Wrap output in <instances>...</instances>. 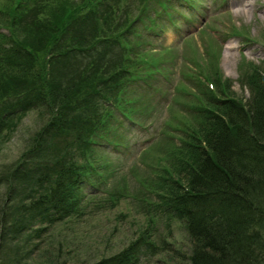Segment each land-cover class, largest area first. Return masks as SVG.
Listing matches in <instances>:
<instances>
[{"label": "trees", "instance_id": "trees-1", "mask_svg": "<svg viewBox=\"0 0 264 264\" xmlns=\"http://www.w3.org/2000/svg\"><path fill=\"white\" fill-rule=\"evenodd\" d=\"M54 1L10 0L7 4L6 0L5 7L0 9V15L9 17L4 23L9 33H0V63L6 62L5 67L0 68V98L5 97L1 103H9L15 97L26 103V107L44 106L49 117L47 125L58 132L76 129L78 133L87 129L82 140L83 148L89 154L85 153L87 161L84 162L81 161L83 150L82 157L77 158L67 149L63 159L57 158L52 163L49 174L46 168L42 171L44 176L41 171L33 172L36 179L33 175L28 180L36 187L18 201L17 210L8 203L2 208L0 239L3 244L21 231L39 238L47 232L44 231L46 226L56 227L58 223L83 218L91 213V209L93 211L102 204L110 207L126 196V188L121 185V188L105 193L101 200L92 198L100 190H108L106 183L114 167L110 160L98 161L92 151L96 145L91 140L97 142L94 136L100 130L97 124L103 121L104 114L100 110L93 114L101 115L98 121L97 116L92 120L84 115L87 102L100 103L98 106L102 107L109 103L119 105L121 85L131 77L126 48L122 46L131 18L126 15L123 22H111L113 10L101 13L106 0H63V11L45 20L43 15L52 13ZM138 2L142 6L139 16L145 10L147 0ZM73 3L76 5L70 15ZM118 3L119 0H107L110 6L115 7ZM78 23L82 28L88 26L90 31L83 33L81 40L67 41L66 35L76 30ZM30 32L31 35L36 32L35 39L19 37ZM64 41L67 42L65 46L68 45L65 51L63 46L57 45ZM40 43V47L46 45L44 48L50 49L48 55L59 50L51 54H58L56 68L59 60H65L67 68L97 54L93 62H101L102 66L97 69L105 73V81H112L110 90L107 88L100 97L90 96L93 87L79 76L66 83L43 79L49 74L51 57L49 61L34 58L33 63L30 62L32 44ZM87 64L78 65L79 75H84ZM105 65L110 71H104ZM262 71L264 73V69ZM205 77L219 85L211 90L201 79L199 86L203 87L193 93L190 112L198 119L195 126L188 125L183 129L184 146L174 150L179 153L178 162L164 169L166 178L160 184H151L154 189L147 192H154L155 197L131 196L139 206L151 207L149 222L154 226L161 217L185 219L194 246L189 256L191 264H264V75L257 71L250 76L248 103L231 96L228 87L217 76L212 74L210 77L207 73ZM10 120L1 119L0 129L9 125ZM27 171V168L24 171L15 168L13 175H3L1 182L9 186L14 180H21L23 176L19 172ZM94 185H97L96 189ZM85 187L95 190L92 196L86 195ZM37 224L41 226L34 227ZM154 247L149 237L140 233L121 250L93 264H133L137 255L146 256L154 251ZM19 261L22 259L17 255L14 263ZM0 264H10V261Z\"/></svg>", "mask_w": 264, "mask_h": 264}, {"label": "rangeland", "instance_id": "rangeland-1", "mask_svg": "<svg viewBox=\"0 0 264 264\" xmlns=\"http://www.w3.org/2000/svg\"><path fill=\"white\" fill-rule=\"evenodd\" d=\"M62 2L63 0H55L51 7V9L54 8L52 13L44 14L43 18L50 20L60 10L63 11ZM151 2L152 0H147L143 14ZM223 2L224 0H190V3L183 1L178 6L183 12L179 14V21H176L177 27L165 21L156 20L157 29L168 28L166 32L158 35L157 38L154 37L153 40L151 37H145L147 32H142L143 37L140 38L138 49L145 52L141 51L138 54L133 44H127L126 48L131 47L138 54L137 57L132 55L135 57L133 59L129 56L128 61L132 70L137 72L135 67L151 68L155 65L152 56L159 57L156 66L161 69L163 78L152 70L149 79L138 77L127 82L122 87L120 103L123 104H119L117 115L122 108L125 111L129 110L132 103L131 118H125L123 115L118 117L110 109L108 119L114 125L116 120L119 121V128L105 126L107 117L97 124L100 128L99 132L102 133L100 138L113 142L102 145L104 151L99 157L95 150L97 147L92 150L98 157V161L107 156L119 167V174L127 173L118 180L112 179L113 182L109 179L110 181L106 183L108 190L99 191L92 198L94 201L101 200L105 197V193L108 194L116 187L122 186L126 188L124 194L126 196L121 197L110 207H103L105 204H102L98 208H93V211L91 209V213L83 218L58 223L56 227L46 226L45 229L43 225L44 231L47 232L39 238H35L34 234L21 231L7 244H3L0 239V262L10 261V264H16L14 262L18 255L22 261L17 264H93L100 258L121 250L130 241L136 239L138 234L143 233L149 237L153 246L155 245L154 251L146 256L137 255L138 258L133 264H191L189 256L194 246L185 220L162 217L154 226L149 222L151 207L139 206L132 196L155 197L154 192L152 194L147 192L154 189L151 184H160L166 178L164 169L178 162L176 157L179 153L174 150L177 146H184L183 129L188 125L195 126L198 119L195 113L192 115L190 112L193 99L190 93L197 92L203 87L199 86L202 78L201 71H205L210 77L212 74L217 76L221 83L228 87V93L243 103H248L251 98L250 76L257 71L264 75L262 71L264 69V0H246L245 6L236 4L235 8L231 7L232 10L216 9ZM5 3L6 0H0V8L5 7ZM75 5L73 3L70 15ZM141 7L138 0H119L115 7L108 5L106 0L101 13L104 10H113L114 15L109 19L113 23H118L126 15L133 18ZM65 12L67 13V10ZM103 15L106 16V14ZM6 21V16L0 15V33L5 30ZM75 28L76 30H71L66 35L67 41L81 40L83 33L88 34L90 31L88 26L82 28L81 23H78ZM22 34L19 35L21 39L33 40L36 32L32 35L30 32L25 37ZM151 41L154 46L147 44ZM66 44L67 42L64 41L57 45L63 46L62 49L65 51L68 46H65ZM32 45L35 49L31 48V64L34 58L49 61L51 57L52 64L48 66L49 74H46L43 79L66 83L79 76L86 79L87 84L90 83L93 87L90 96L100 97L105 94L107 88L110 90L112 81H105L107 79L104 77L105 73L97 69L102 66L101 62H93L97 54L92 58L80 60L79 64L69 65L67 68H65L66 61L59 60L56 68L54 65L58 54L56 56L51 54L59 50L56 49L48 55L50 49L47 51L44 48L46 45L43 48L40 47L41 43ZM162 45L163 48L169 45H177V47L157 55L156 52ZM91 60L92 65H88V61L91 62ZM160 62H162L161 65ZM5 64L6 62L0 63V68H4ZM85 64L87 69L83 72L84 75H79L78 65ZM103 68L105 72L110 71L107 65ZM143 72L146 74L145 71ZM152 83L158 87L156 90L153 89ZM217 85L219 84H214V86ZM164 89L167 91L165 92ZM173 91H176L175 95ZM4 98H0V121L5 108L12 109V114L9 115L10 124L0 129V179L5 174L13 175L15 168L20 171L27 168L29 171L19 172L23 177L21 180H14L13 184L11 183L12 186L0 180V219L5 204L8 203L17 210L18 201L24 199L36 187L28 180L33 177L34 171L42 172L43 168H46L49 174L52 163L57 158L63 159L67 149L77 158L82 157L81 150H83L81 161L84 162L87 161L85 153L89 154L88 150L83 148L82 140L86 137L87 129H82L78 133L76 129L68 131L62 129L60 133L61 131L58 132L47 125L49 117L44 106L36 104L34 107L28 106L25 109L26 103H18L17 98H11V103H1ZM142 103L145 104L142 105ZM99 104L87 102L84 118L90 117L94 120L97 115L93 114L98 110L102 111L103 108L101 105L98 106ZM15 106L18 108L14 109ZM111 114L113 115L110 116ZM134 116L138 119L137 122ZM100 117L101 115L97 116V121ZM73 135H76V138ZM41 139L42 144H40ZM43 173L41 176H44ZM34 178L36 179L35 175ZM38 226L41 225L37 224L34 227ZM15 239L18 241L14 242Z\"/></svg>", "mask_w": 264, "mask_h": 264}]
</instances>
